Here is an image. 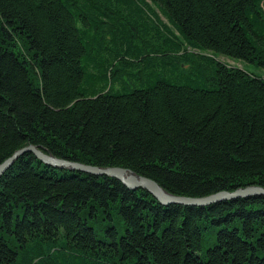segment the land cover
Wrapping results in <instances>:
<instances>
[{"label":"trees","instance_id":"16d2710c","mask_svg":"<svg viewBox=\"0 0 264 264\" xmlns=\"http://www.w3.org/2000/svg\"><path fill=\"white\" fill-rule=\"evenodd\" d=\"M31 143L181 195L264 186V0H0V163ZM0 264H264V194L165 205L28 151Z\"/></svg>","mask_w":264,"mask_h":264},{"label":"water","instance_id":"95a60500","mask_svg":"<svg viewBox=\"0 0 264 264\" xmlns=\"http://www.w3.org/2000/svg\"><path fill=\"white\" fill-rule=\"evenodd\" d=\"M31 151L45 164L54 167L68 168L79 170L87 173L98 175H107L118 178L129 188H144L152 193L162 204H185L204 206L223 199H232L236 197H244L256 194H264V186L251 184L245 187H239L233 191L223 190L206 196H187L172 193L162 186L158 181L142 175L131 168L122 166H98L80 161H74L62 158L46 151L43 147L36 144H29L16 150L11 156L0 163V177L11 167L15 161L24 153Z\"/></svg>","mask_w":264,"mask_h":264},{"label":"rangeland","instance_id":"374dc122","mask_svg":"<svg viewBox=\"0 0 264 264\" xmlns=\"http://www.w3.org/2000/svg\"><path fill=\"white\" fill-rule=\"evenodd\" d=\"M162 19H163V21H167V20H165V17H163L162 16ZM194 51V52H198V53H205L206 55H214V53H211V52H209V51H200V50H196V49H194L193 47H190V46H186V48H183V51ZM216 58H218V59H220V60H222V61H225V62H227L228 64H230V65H236V66H238V67H246V66H248L246 63H244L243 61H241V60H235V59H232V58H229V57H227V56H224V55H214Z\"/></svg>","mask_w":264,"mask_h":264},{"label":"bare ground","instance_id":"6f19581e","mask_svg":"<svg viewBox=\"0 0 264 264\" xmlns=\"http://www.w3.org/2000/svg\"><path fill=\"white\" fill-rule=\"evenodd\" d=\"M1 163H2V162H1ZM53 167H54V166H53ZM9 168H10V167H9ZM9 168H8V169H9ZM55 168L68 169V168H61V167H55ZM8 169H7V170H8ZM7 170H6V171H7ZM69 170H72V169H69ZM6 171H5V172H6ZM96 175H98V174H96Z\"/></svg>","mask_w":264,"mask_h":264}]
</instances>
